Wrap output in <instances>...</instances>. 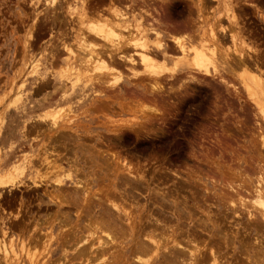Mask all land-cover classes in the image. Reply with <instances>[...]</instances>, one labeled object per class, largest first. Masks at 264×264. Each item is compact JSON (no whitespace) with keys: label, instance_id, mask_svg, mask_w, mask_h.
Returning a JSON list of instances; mask_svg holds the SVG:
<instances>
[{"label":"rangeland","instance_id":"obj_1","mask_svg":"<svg viewBox=\"0 0 264 264\" xmlns=\"http://www.w3.org/2000/svg\"><path fill=\"white\" fill-rule=\"evenodd\" d=\"M67 1L70 3V6L68 8L65 4V0H59L56 3L58 4L60 2L62 4L61 5L59 3V5L55 7V11L57 12H54V14H56V17L60 14V17L58 16L57 22L55 21V19L57 18H55L53 12H49L54 9L50 8L48 5L46 6V4H44L46 3L44 2V0H0V175L2 176L9 169L16 168L18 169L16 172V176L24 181H27L29 172L25 167L26 163H28V161L32 159H35L34 161H36V159H38L40 156H45L43 152L50 151V148L48 149L49 140L46 139V137L38 136L36 133L37 125H43L45 128V124L50 123L48 120H46L45 122L40 121V114H45L47 111L53 113L57 110V108H63L58 114V125L72 124L74 125L73 127L79 130H91V133H89L88 135L89 138L92 137L91 143L88 136H86L85 139L83 138V143L85 145H87L86 143H88V145H92L93 143L99 144L101 141H105L102 144V148L100 147V145H97V147H100L104 150H107L110 147V149H112L111 152H115L117 155H119V158L121 160L124 158L123 160L126 163H131L133 166L131 164L130 165L133 167V169L137 166L134 169L135 171H133V174L136 175L139 171L140 173H138L137 177L141 179L138 183L139 179L137 177L134 176V178L138 179H135V181L134 178H131L133 179L131 187L134 188L135 183H137V186L134 190L130 189V187L128 188L127 186L129 185H126V188L130 193V198L123 195L125 198H129L124 199L122 196H120V193H118L119 191H122L123 194V189L125 188V186H123V184L121 183L123 181H119L120 179L117 181V186H123V188L121 189L117 187L114 191L115 193L117 192L116 194H118H114L115 196H117L116 198H114V201L119 198L116 203H118L122 208L123 204L127 202L125 205H128V207H124V209L127 208L125 210H128L127 212H129V214L139 213L140 216H143L145 214L142 218L143 224L147 223V225L152 224L151 226H159L157 232H164L167 230L166 232H164V235H168L169 231L173 228L178 235L183 233V235L181 236L184 237L185 235L184 239L188 236V238L194 239L195 242L196 240L201 241L200 239H207V236L202 234V231H199V227L197 228L199 232L196 229L197 226H201L205 223L208 227L211 225V223H214L216 226L220 227L223 232L228 231V235L230 232L234 233L237 231V235L233 243L235 246L234 251H232V248L230 247L231 245L228 246L229 248L226 249L227 251L223 250L224 252L221 253L223 257H221L220 264H256L258 259L259 260L257 264H264V254L259 253L260 256L258 253L256 254V252H260L258 251L259 248H261V250H264V223L262 222V224L261 221L258 220L259 225L263 228L262 234H259L258 232L254 231L252 227L249 228V225H251L253 221L249 220L246 213H242L241 217L238 219H236L235 217L233 218V214L231 213L233 211V207L228 206V203L226 204L225 200H223L224 196V198H229L232 200V202L234 201V204H238V198H246V195L248 196L249 192L246 187L249 188L251 182L254 181V178H256V175L258 173L257 170H259L257 168L264 167V162L260 161V159H264V155H262L264 153L257 152V149H259V151L263 149H261L258 141L256 142L255 138L258 135L257 133V135H255L258 124H261L262 127L264 123L261 122L262 118L260 119V116L254 114L256 110H254L253 105H251L252 102L247 98V96L245 95L246 93H244V91L242 90V82L237 80L231 82L233 85H235L236 88H238L236 93L232 90L231 87L224 86L220 81H180V83H178L179 86L173 81H162V86L165 89H163V93H161V95L158 94L156 98L158 99L160 97V99L158 100H160V102L164 104L165 113H158L157 116L152 119L153 121L150 120V122L147 119L149 121L147 122L146 117L144 118V114L142 111H145L146 108H144V106L148 105L151 102L149 100L150 98L148 97L147 101H150L148 104L146 100H144L146 103L143 101L141 102V104H137V102H135L136 100L131 102L128 93L134 88L132 84L133 81H130L128 77V79L126 78V70L124 68L120 67V70L125 74L123 75L122 79L117 82V84H103L102 86H100V84H95V86L92 83H97L98 80L94 81L93 79H91V76L96 75V72L98 71L89 72V75H91L89 76L88 73L84 71V69L81 70V66L80 64H77L79 62L75 60L74 54L70 53H78L75 47V40H73L72 36H74V34L78 32L80 28H83L79 25L77 21L78 19H76V17L79 16L80 13L84 12L87 14L88 18H91L93 16L94 9H103L105 10L104 14L106 12L107 15H110L109 13L111 11H108L112 7H116L121 9V11L123 10L127 12L128 15V11H130L129 5H132L131 1L128 0L129 4L127 0ZM135 1L136 3L138 2V0ZM195 1L196 0H155V3H153V1L150 0L148 2L150 3L149 6L151 5V3H153L154 5L152 4L150 8L156 7L155 9H157V11H161L162 9L165 10L169 6V9L167 8L168 11L166 10L167 12L165 13L169 12L167 15L173 13L172 15L168 16L169 18L171 17V23H179V20L183 19L184 16V20L181 21H185L190 17V19L195 23V29L202 25L205 27L210 26L216 21H219L222 26H229L227 17L229 16L230 11L228 9L233 11L234 14L236 12L235 15L237 17V24L239 23L237 26L239 28L241 27V35H243L245 42L250 47L254 48L258 52V54H260L261 61L263 60V64L261 63L260 68L262 70L264 78V0H202V2L204 1L202 3V8L204 11H202L205 13H203L202 11L199 13L197 12V9H195L194 5ZM145 2L148 4L147 0H145ZM171 3L172 5H170ZM124 5L126 6V8H128L127 10L126 8H124ZM205 5L208 8L205 7ZM227 5L229 7H227ZM138 7L139 6L137 3V6L133 5V8H131L132 10L135 8L133 13H135L137 15V18L140 19V21L144 24V22H146L144 20L151 18V16H144L143 12L141 15L137 14L141 11H138ZM191 7L194 8L192 9ZM140 8L144 9V7ZM148 8L145 9H147L148 12L151 11V15L153 14L152 16H157L156 12H153L154 10H149L150 8ZM158 8L160 9L158 10ZM191 9L194 11H190ZM187 11L188 13L192 12L189 13L191 15L187 14ZM206 12L208 14H206ZM176 13L178 14L176 15ZM201 13H203L202 16ZM75 15L77 16L74 17ZM159 15H161V19L166 20V15L162 16V11L160 13L158 12V16ZM61 16H63L65 20H62ZM53 18L54 22L52 23ZM59 18L61 20H59ZM196 18L200 19L198 20L200 21L201 25ZM196 21H198V25L196 24ZM215 24H218V22H216ZM62 25H64V27H62ZM175 26L178 27L179 24ZM62 31L64 32V34H62ZM92 44L94 45V49L96 51L98 48H100L101 42L98 41V39H94L92 41ZM226 44L229 45L230 43L227 42ZM65 62L68 63L66 64ZM30 64L36 66V71L33 76H31V74L26 75V72L30 69H28V66ZM66 65L68 69L66 68ZM122 69H124L125 71ZM105 71L106 70H104V72ZM250 71L253 73L254 70ZM111 74V81H115L114 76L118 73L115 71H111ZM255 74H258V72L255 71ZM101 81H104V79L102 78ZM126 81H129L130 84H126ZM163 82L166 83H164L163 85ZM170 82L174 83L173 86H171ZM174 85L178 87H175ZM261 86L262 90L264 91V81H261ZM170 88L172 90H170ZM173 89H175L176 91ZM133 92L139 93V91ZM17 93H19L21 97L18 101L13 102L14 97ZM243 99H246L247 101ZM158 100L157 102L159 103ZM166 101H168L170 104L168 102L166 103ZM249 101L251 102L250 105ZM102 102L107 103L111 106L112 109L108 111V113L104 111V113L102 114V112H100L101 110L97 107L98 105L100 106ZM159 105L160 104H157V106H155L158 107ZM166 105L168 106L166 107ZM96 108H98L99 111ZM148 112L146 113L148 115L152 113L151 111L150 113ZM104 114L107 117L103 116ZM153 115L154 114H151L150 116ZM135 116H137L138 119H136V121L138 120V122H140V125H134L133 128L129 129L123 128L124 130L120 132V135H114L115 132L108 133V131H106L105 129V127L108 128V126H110V122L108 121L109 123L107 124V120L116 121L117 119V121H120V123L118 124L122 126L123 124L121 123V121L129 120V118L130 120H133L135 122L133 118ZM70 120H72V122ZM142 123L144 125L146 124L145 126L147 128H137L138 126L143 125ZM32 128L34 129L32 130ZM29 129L34 132L29 131ZM128 130L131 132H129ZM28 131L31 132V136L29 133H27ZM101 132L104 135L106 134L105 138ZM94 134H99L100 139L98 138L99 140H96V138H93L95 137ZM23 135L25 136L22 137ZM252 137H254V139ZM105 143H107V145ZM254 147L257 148L255 149ZM251 149L252 151H250ZM254 149L256 152L253 151ZM57 150H59V148H57ZM198 154L199 156H197ZM70 156V154H66V157ZM258 156L260 157V159L258 158ZM50 157L51 155L49 156V158ZM203 159H206L207 161H204ZM253 164H255L257 168L254 167L255 165ZM32 166L33 170L37 168L35 165ZM42 170L39 171L41 172ZM192 171H195V175L197 177L190 183L187 174L192 173ZM109 177L110 176H106L104 182L98 183L97 186L93 188V190L95 189L96 192V188H98L100 185H104L105 183V185L107 186V183L111 181ZM212 180L215 182V185H213L214 183L212 182ZM119 183L122 185H119ZM203 186H205L204 189H210V192L208 190H204ZM230 186L237 189V192H240V194L238 193L240 196H234L235 193H232V191L229 189ZM26 188L20 187V189H15L11 192H8L6 190L5 194L4 191L0 193V238L4 239L5 243H8V246L9 243L13 242L12 245L16 252L14 256L12 254L10 258L4 261H2L3 258L0 255V264H29L28 260L31 255H34L35 252L37 253V256L36 253L34 256L39 258V250H41L43 254L45 253V251H47H43V248L40 249L42 246H36V248L34 247L33 250V245L31 244L28 245V249L26 248V250L19 249L20 242L22 240L25 241L27 238L26 241L28 242L31 239L32 232L30 230L29 232L28 229L27 231L21 232V230L18 229V227L12 222L19 218L20 213L23 218L25 216L24 220L28 225L29 223L33 225L34 221L37 220L38 217L40 219L45 218L43 209L39 208V206L43 207L44 203H40V205H38L39 198L37 199L36 197L38 194H41V192L44 191V187L40 188V190L38 189L37 192H32L29 188ZM136 188L139 190H137ZM220 188H222V191H220ZM130 190H132V194ZM114 195L113 197H115ZM157 195L160 197H158ZM147 196L150 197V200H148L147 202L149 206L145 204V199ZM248 197L246 199H249ZM133 198L135 200L132 201ZM43 199L45 201L46 198L44 197ZM153 199L159 200L161 202L164 201V203H162L164 205L159 207L156 204L155 206L152 205L153 202L151 200ZM218 199H221L222 201L220 202ZM167 204L169 205L167 206ZM223 204H226L227 207L224 208ZM146 205L147 207H145ZM173 205L177 209L175 211L179 213L178 220H176V214H173ZM151 207H153L155 210L162 211L160 212V214L165 217L163 218L165 224L162 223L163 221L161 219L160 220L162 222H153L156 216H152L151 218L149 217L148 219ZM177 207L181 208V211H178L180 209ZM165 214L168 215L166 216ZM181 214L183 215V217ZM169 216L170 218H168ZM86 222L88 221L85 220L84 224H87ZM10 223L13 225L11 226ZM206 224L204 226L208 228ZM31 225H29L30 228L29 226L27 227L31 229ZM169 226L171 229L169 228ZM134 230L136 229L134 228ZM2 231H4V233H2ZM55 233L56 232H54V234ZM194 233L195 236H193ZM181 236L179 235L178 239H181ZM254 238H256V240H260L259 245L256 244L257 241ZM119 239H121V237L118 238L115 242L113 241V246L116 243L118 245L116 244L113 247V250L111 249L113 253L116 252V254H114L116 256V259L111 258L110 256H106L102 259L104 261L101 260L100 263L97 262L99 261L98 259L94 264H115L116 261L120 262L121 259V264H123V257L121 258L120 256H118V252H120L119 254L122 255V248L127 241L125 238L121 240ZM242 243L244 245H242ZM238 245L240 248L238 247ZM29 246L32 248H29ZM27 250H29V252ZM246 254L247 256H250V259L254 262H247L245 259ZM34 256L32 257L36 258ZM130 257L131 259H128L127 262L132 263V261L135 259L131 255ZM150 260L151 258H149V261ZM75 262L74 264L78 263Z\"/></svg>","mask_w":264,"mask_h":264},{"label":"bare ground","instance_id":"obj_2","mask_svg":"<svg viewBox=\"0 0 264 264\" xmlns=\"http://www.w3.org/2000/svg\"><path fill=\"white\" fill-rule=\"evenodd\" d=\"M58 1L57 0H44V2H46L44 4L54 9L52 11H49V12H53L54 14V12H57L55 11V7L58 6L60 3L59 2L58 4H56ZM60 1H63V0H60ZM71 1H74V0H71ZM130 1L132 5H129L130 7L128 6L130 10L128 11L129 16L127 15V12L123 10L121 11V9L116 8V7H112L108 11V12L111 11L109 13L110 15H107L106 12L104 14L105 10L103 9H100V10L94 9L93 11L94 13L91 18H88L87 14L84 12L80 13L79 16L77 15L74 16V17L76 16L78 17V18L76 17V19H78L77 21L79 25L83 28H80V29L78 28L79 31L76 32L74 36H72L73 40H75V45H76L75 47L78 53H73V52H70V53L74 54L75 60L79 62L77 64H80L81 70L84 69V71L88 73V75H89V72L91 71L99 72V73L96 72V75H93V76L89 75L91 76V79H93L94 81L98 80L97 83L93 81L94 83L92 84L94 85L100 84V86H102L103 84L114 85L115 83L117 84V82H119V80L122 79L123 75L126 73V78L128 77L130 81H133L132 84L134 88L137 89L135 90L133 88V90H130V92L128 93L130 96L131 102L136 100L135 102H137V104L138 103L141 104V102H143L144 100L147 101L148 97L150 98L149 100L151 102L150 101L149 102L151 103V105L147 101V104L148 103L149 104L145 106L143 105L144 108H146V110L144 109L146 112L142 111L144 114V118L146 117V120L148 119L150 121L155 116H157L158 113L159 114L165 113L164 104L161 103L160 100H158L160 99V97L158 99L156 98L158 94L161 95V93H163L164 91L163 89H165L162 86V81H171V82L173 81L178 86H179L178 83H180V81L181 82L182 81L183 82L184 81H199V82L200 81H216V82L220 81L224 86L231 87L232 90L237 93L238 88H236L235 85L231 83L232 81L237 80V81L242 82V85H243L242 90L244 91V93H246L245 95L247 96V98L252 102L251 103L249 101V105L251 103V105H253L254 107V110H256L254 114L260 116V119L262 118L261 122L264 123V91L262 90V86H261V81H264V78H263L262 70L260 68L263 60L261 61L260 54H258V52L254 48L250 47L245 42L243 35H241V30H240L241 27L239 28L237 26L239 23L237 24V17L235 15L236 12L234 14L233 11L228 9L230 11L229 16L227 17L229 26H226V27L224 25L222 26V24L219 23V21H216L218 22V24H215L216 23L215 22L211 24L210 26L205 27L202 25L195 29V23L193 20L190 19V17L185 21H181V20H184L185 18L184 16L183 19L179 20L181 24L180 22L176 24H174L175 22L171 23L170 21L171 17L169 18L168 16L173 14L171 13L172 9L170 11L171 14L167 15L169 12L165 13L168 11L167 8L169 9V6L167 8L165 6L166 8L165 10L161 8L162 16L166 15V20H165V19L160 18L161 15L158 16V12L159 13L161 12L159 10L160 8H158L159 11L155 9L156 7L150 8V6L153 3H155L154 2L155 0H151L153 1V3H151L150 6H149L150 3L148 2L150 0H147L148 4L145 2V0H138L137 2L139 6L138 11L141 10L140 11L141 13L137 11L138 12L137 14L141 15L143 12L144 16L146 15L151 16V18H148L149 20L143 17L145 19L143 20L146 21L143 24L140 21V19L137 18V15L133 13L135 8L132 10L133 5L137 6L136 1L135 0H130ZM203 2L202 0H196L194 3L195 9H197L198 13L203 10L202 8ZM208 2H211V1H208ZM65 4L67 5V8L70 6V3L67 0H65ZM170 5H172V3ZM140 7H144V9L149 7L150 9L149 8L148 9L154 10L153 12L154 13L156 12L157 16H152L153 14L151 15L152 13L151 11H149L150 12L149 13L147 9L144 10V9H141ZM205 7L207 6L205 5ZM227 7L229 6L227 5ZM124 8H126V6ZM127 9L128 8H126V10ZM192 9L190 11H194ZM188 11H187V14L192 13V12L188 13ZM203 13H201V16ZM177 14L178 13H176V15ZM187 14H186V17H187ZM206 14L208 13L206 12ZM54 15H55V18H57L55 19V21H57L58 16L60 14L57 17H56V14ZM61 19L62 20L64 19L63 16H61ZM61 19L59 18V20ZM227 20H224V21H227ZM198 21H196L197 25H198ZM53 22H54V18H53L52 23ZM177 24H179L178 27L175 26ZM199 24H200V21H199ZM62 27H64V25H62ZM62 34H64V32ZM62 36H65V35H62ZM96 38L98 39V41L101 42V44H100V48H98L95 51L92 41L94 39L97 40ZM227 42H229L230 44L227 45L226 44ZM65 63L67 64L68 62H65ZM120 67L126 70L125 71L124 69H122L125 71V73H123L120 70ZM35 68L36 66L30 64L28 66L29 70L26 72V75L31 74V76H33L36 71ZM66 68L68 69L67 65H66ZM104 70L108 72L106 71L104 72ZM250 70H254L253 73ZM111 71L112 72L115 71L118 73L117 75L114 76L115 81H111L110 79L112 77ZM255 71L258 72V74H255ZM102 78L104 79V81H101ZM164 83L166 82H163V85ZM126 84H130V82L126 81ZM173 84L174 83H171V86H173ZM178 86H175V87H178ZM171 88L170 90H172ZM133 91H137V92L139 91V93H135ZM20 97L21 95L17 93L14 97L13 102L18 101ZM156 99L159 101V103L157 102ZM243 100H246V99H243ZM167 102L168 101H166V103ZM102 103L100 104V106L98 105L97 107L101 110L100 112H102V114L104 113V111L108 113V111L112 109L111 106L107 103H103V104ZM157 104H160L159 105L160 108L159 106L156 107ZM167 106L168 105H166V107ZM98 108L96 109L99 111ZM62 109L63 108H57V110L54 111L53 113L47 111L45 114H40L41 115L39 117L40 121L45 122L46 120H48L50 122L49 124L47 123L45 124V128L42 125L44 129L42 128L40 124L37 126L35 125L37 128L36 129L37 135L46 137V139L49 140V144H48L49 145L48 149L50 148L49 152L54 153V154H50L49 152L46 151V152H43V154L45 155L44 157H41V156L39 157L38 155L39 158L37 157L38 159H36V161H34L35 159L29 160L25 166L29 172L27 181H24L18 176H16L17 175L16 172L18 170L16 168H13L14 171L13 169H9L5 174H3L2 176L0 175V193L4 191V194H5L6 190L8 192H11L12 190L20 189V187L21 188L27 187L26 189L29 188L32 192H37L38 189L40 190V188L44 187L43 188L44 191L41 192V194H38V195L36 194L37 195L36 197L37 199L39 198L38 205H40V203H44V206L43 207L39 206V208L43 209L45 213L44 214L45 218L40 219L38 217L37 220L34 221L33 225L29 223V225H31V229H29L30 226L24 220L25 216L23 215L24 216L23 218L21 213L19 215V218L16 217L17 220L13 222L10 220L13 224H15L18 227V229L21 230V232L27 231V229L28 231L30 230L32 232L31 239L28 242L26 241L27 238L25 241L22 240L20 242L19 249L26 250V248L28 249V245L31 244L33 245L32 246L33 250H34V247L36 248V246L38 247L42 246L40 249L43 248L42 249L43 251L47 250L45 251L44 254L41 250L38 251L39 252L38 254H40L41 258L36 257L37 256L36 252H35L36 256H34L35 253L34 255H31L28 260L29 264H74L75 261L78 262L77 264H94L95 261L99 259V261L97 262H100L106 256L115 258L116 256L114 254H116V252L113 253L111 249L113 250V247L117 244L116 243L113 246V241L115 242L120 237L121 239L125 238L127 241L122 248V255H120L119 254L120 252H118V256H120L121 258L123 257V264H220L221 257H223V255H221V253L224 252L223 250H226L227 248H229L228 246L231 245L230 247L232 248V251H234L235 246L233 243L237 235V231L236 232L233 231L234 233L230 232L229 233L230 236H229L228 231L223 232V230L220 227L216 226L214 223H211L209 227L205 223L206 226L208 227L206 228L204 226L205 224L202 223L204 221H202L201 223L203 225L197 226L196 229L199 227L200 229L199 231H202L203 232L202 234L207 236L206 237L207 239L204 238L203 240L200 239L201 241L196 240L195 242L194 239L188 238V236L187 238L184 239L185 235L184 237H182L181 235H183V233L181 232H180L181 234L179 235L182 238L178 239L179 235L177 234V232H175V229L173 228L171 229L170 226L169 228L171 230L169 231L168 235L167 234L164 235L165 234L164 232H166L167 230L164 232L163 231L157 232V229H159V226L158 227L151 226L152 224L147 225V223L143 224L142 218L145 214L143 216H140L139 213L137 214L134 213L135 215L131 213L129 214V212H127L128 210H125L127 208L124 209V207H128V205L127 206L125 205L127 202L123 204V208H122L118 203H116V201H118L119 198L116 199V201H114V198L117 197L114 195L117 192L115 193L114 191L118 187L117 181L120 179L119 180L120 182L121 181L124 182V183L123 182L121 183L123 184V186H125V188L123 189V194H122V191H119L120 189L118 190L119 191L118 193H120V196H122L124 199L130 198L129 197L130 193L126 188V185H129L127 187L128 188L130 187V189L132 190H134L135 187L137 186V183H135V187L134 188L131 187L132 180H133L131 178H134V176L137 177L138 173H140L138 171L136 175L133 174V171H135L134 169L137 166L136 167L134 166L135 168L133 169L132 167L133 165L131 163L129 164L126 163L123 160L124 158L121 160L119 158V155H117L115 152L114 153L111 152L112 149H110V147L109 148L107 147L108 148L107 150L101 149L102 144L105 141L104 142L101 141L102 142V143L100 142L101 144L93 143L92 145H88V143H86L87 145H85L83 143V138L85 139V137L88 136L89 133H91L90 132L91 130H87V129L85 131L83 129L79 130L73 127L74 125L72 124L71 125H63V124L58 125L59 123V122L57 123L58 114L60 110ZM150 111L152 113H150ZM147 112L150 114L149 115L146 114ZM151 114H154V115L150 116ZM103 116H106V115L104 114ZM133 118L135 122L133 120H130V118L129 120L121 121V123L123 124L122 126L118 124L120 123V121H117V119L116 121L107 120V124L110 122L109 125L111 127L107 125L108 128L105 127V129L106 131H108V133L115 132L114 135L115 134L120 135V132L124 130L123 128L129 129V128H133L134 125L136 126L140 125V122H138V120L136 121V119H138L137 116ZM148 120L147 122H149ZM70 121L72 122V120ZM145 125L143 124L141 126H138L137 128L139 129L147 128ZM263 126L261 127V124H258L257 131L255 132V135L258 134L257 135L258 138L255 137L256 142L258 141L259 146L261 147V149H263V150L260 149L262 152L259 151V149H257V152L259 153H264L263 152L264 151V127ZM33 129L34 128H32V130ZM29 131H31V129H29ZM29 131L27 132L29 134L31 132H34V131H31V132ZM99 134L97 135L94 134L95 137L93 138H96V140L98 138L100 139ZM25 135H23L22 137H24ZM31 135L32 134H30V136ZM105 135H104V138H105ZM91 138H89L90 143L92 140ZM252 138L254 139V137ZM107 143L105 144L107 145ZM97 145H100L101 148L97 147ZM57 148H59V150H57ZM255 149L253 151H255ZM250 151H252V149ZM66 154H70L71 156L66 157ZM50 155L51 157L49 158ZM197 156H199V154ZM259 156L258 158L260 159ZM204 161H207V160L205 159ZM260 161L264 162V159L262 158L260 159ZM32 165H35L38 169L35 168V170H33ZM254 167H256V165ZM257 169L259 170H257L258 173L256 175V178H254V181L251 182V185L249 186V188L246 187L247 190L249 191L248 192L249 197L246 195V198L248 197L249 199L240 197L238 198L239 201L237 199L238 204H234V201L232 202L231 199L224 198V196H223V200H225L226 204L228 203L227 204L228 206L233 207L232 209L233 211L231 212L233 214V218L235 217L236 219H238L241 217L242 213H246L249 220L253 221L251 225H249V228L252 227L254 231L258 232L259 234H262V231L264 229L259 225L258 220H260L261 223L262 222L264 223V167H260ZM39 170H42L43 172L42 171L40 172ZM195 174H196L195 171H192V173L187 174V177H189L188 180H190V183L192 180L196 179L197 176ZM106 176H110L109 178L111 181L107 183L108 184L107 186L105 185L106 183L102 186L100 185L98 188H96L97 190L95 192V189L93 190V188H95L98 183L100 182L103 183ZM137 178H134V181L135 179L136 180L139 179L138 181L139 183L141 178H138V179ZM212 182L214 183L213 185H215V182L213 180ZM122 184L119 183V185H122ZM133 185H134V182H133ZM229 185H232V184H229ZM123 186L118 187V188L122 189ZM204 188L205 186H203V189ZM220 189H221L220 191H222V188ZM229 189L232 191V193H235L234 196L235 195L237 196L240 194V192H237L238 190L233 188L232 186H230ZM132 190H130V192ZM204 190H208V189L206 188ZM225 191H224V194H225ZM141 193H144V192H141ZM113 195L115 197H113ZM123 195L129 198H125ZM228 196H232V195H228ZM44 197L46 198L45 201L43 199ZM221 199H218V200L221 202L222 201ZM133 200L135 199L133 198L132 201ZM148 200H150L149 196L146 197L145 204H147ZM151 201L153 202L152 205L154 206L155 204L158 205V207L164 205L162 204L164 203V201L161 202L159 200H154V199ZM170 204H171V200H170ZM226 204H223L224 208L227 207ZM247 204L248 205L250 204L249 207ZM147 205L149 206V204ZM147 205L145 207H147ZM168 205L169 204H167V206ZM179 209L180 210L178 211H181V208ZM175 210L177 209L173 205V214H176V220H178L179 213H177V211ZM160 212L162 211L155 210L153 207H151L150 213H149L150 216L148 215V219L149 217L151 218L152 216H156L153 222L162 220L163 222L162 221L161 222L164 223L165 221L163 218L165 217H163L160 214ZM168 218H170V216ZM85 220L88 221L86 222L87 224H84ZM13 224H11V226ZM27 226H29V228ZM134 228L136 230H134ZM54 232L56 233L54 234ZM2 233H4V231H2ZM193 236H195V233ZM254 239L256 240V238ZM256 241H257L256 244L259 245L260 240L257 239ZM7 244L8 243H5L4 239L0 238V255L3 258L2 261L10 258L12 254L14 256L16 253L12 245L13 242L9 243V246ZM242 245L244 244L242 243ZM32 247L29 246V248H32ZM27 251L29 252V250ZM258 251L260 252H256V254L257 253L264 254V250H261V248H259ZM130 255L133 256L135 259L133 260L134 262L132 261V263L127 262L128 259H131ZM32 256L36 258H33ZM245 256H246L245 259L247 262L253 261L250 259V256H247V254ZM149 258H151L150 261H149ZM258 260H257V263H258ZM121 263H122V259L120 262L119 261L115 262V264H121ZM255 263H256V260H255Z\"/></svg>","mask_w":264,"mask_h":264}]
</instances>
